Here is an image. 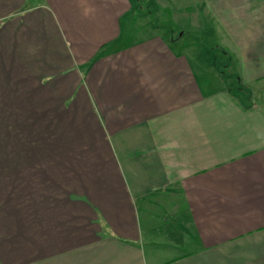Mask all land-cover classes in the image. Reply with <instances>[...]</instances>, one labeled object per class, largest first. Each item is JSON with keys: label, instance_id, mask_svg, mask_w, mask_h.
I'll use <instances>...</instances> for the list:
<instances>
[{"label": "crops", "instance_id": "1", "mask_svg": "<svg viewBox=\"0 0 264 264\" xmlns=\"http://www.w3.org/2000/svg\"><path fill=\"white\" fill-rule=\"evenodd\" d=\"M263 84L264 0H0V264H264Z\"/></svg>", "mask_w": 264, "mask_h": 264}, {"label": "rangeland", "instance_id": "2", "mask_svg": "<svg viewBox=\"0 0 264 264\" xmlns=\"http://www.w3.org/2000/svg\"><path fill=\"white\" fill-rule=\"evenodd\" d=\"M154 19V20H153ZM147 20V19H146ZM151 21H156L157 20V16H154V14L151 16V18L149 19ZM158 22V21H157ZM156 23V22H155ZM158 24V23H157ZM206 33V32H205ZM200 34H197L196 32L192 33L191 37H192V40L195 42L194 46H196L198 48V50L200 52H202L203 50H208V54L213 57H217V54L215 55V53H213V50H215V45H218L219 43V38L215 36V32L213 31V37H205V36H199ZM217 47V46H216ZM212 51V53H211ZM204 52V51H203ZM207 53V52H206ZM205 56V55H204ZM220 58V57H219ZM218 58V59H219ZM215 61V60H214ZM219 70H221V74L223 76H225V80L226 77H230V79L236 75V73L234 72L233 74L231 73V69H229L228 67V64H227V61L225 59L224 63L220 65L219 67ZM209 81V83H208ZM210 81L212 82V85H215L217 83L216 80L214 79H209V78H205L203 79V83L206 82L208 84H210ZM207 85V84H206ZM264 84L263 86H260V89H258V91H256V94L254 95V101L259 104L261 106V108H263L264 110ZM246 92V91H245ZM249 94V93H248ZM247 92H246V95L247 98L250 99V94L248 95ZM246 98V97H245ZM248 99V100H249ZM250 101V100H249ZM249 101L245 102V103H249Z\"/></svg>", "mask_w": 264, "mask_h": 264}, {"label": "trees", "instance_id": "3", "mask_svg": "<svg viewBox=\"0 0 264 264\" xmlns=\"http://www.w3.org/2000/svg\"><path fill=\"white\" fill-rule=\"evenodd\" d=\"M235 79L238 81V77H235ZM238 82L234 83V85L232 87H230L231 94H234V97L235 98L239 99L241 101V103L245 104V102L247 100V96H245L246 95V92L242 88V86L238 84Z\"/></svg>", "mask_w": 264, "mask_h": 264}]
</instances>
